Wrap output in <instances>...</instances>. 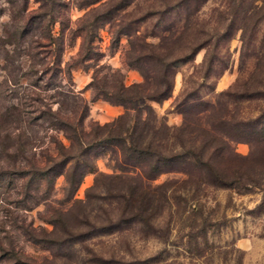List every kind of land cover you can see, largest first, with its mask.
Instances as JSON below:
<instances>
[{
    "label": "rangeland",
    "instance_id": "1",
    "mask_svg": "<svg viewBox=\"0 0 264 264\" xmlns=\"http://www.w3.org/2000/svg\"><path fill=\"white\" fill-rule=\"evenodd\" d=\"M139 83L170 91L134 108L113 101ZM126 110L152 156L125 160L109 144L89 150L93 170L75 188L64 173L28 180L32 165L85 158L59 119L85 113L88 142ZM259 122L264 0H0V264H264ZM175 152L187 157L173 163ZM200 157L243 181L215 185Z\"/></svg>",
    "mask_w": 264,
    "mask_h": 264
},
{
    "label": "trees",
    "instance_id": "2",
    "mask_svg": "<svg viewBox=\"0 0 264 264\" xmlns=\"http://www.w3.org/2000/svg\"><path fill=\"white\" fill-rule=\"evenodd\" d=\"M124 3L126 2H122V4L120 3L119 5H123ZM27 32H28L27 25H18L14 27L13 34L17 33L19 37H23ZM183 59H186V58L173 59V63L175 61H180ZM165 64H167V62L166 63L164 62L163 65ZM140 86H143V85L139 83V84H134L131 86H126V87L121 86V90L117 94L118 97L115 98L113 101L115 103L122 104L126 108L128 107L134 108L136 105L144 103L146 99H152V100L159 101L165 98L166 96H168L169 91H170L169 84H166L164 88L155 89L153 90V92L145 91V87L140 88ZM129 90H131V92ZM105 93H104L105 97L108 98L109 97L107 96L108 94H105ZM9 111L10 110L5 108L4 112H6L5 114L6 117H8L9 115H12L11 113L13 112H9ZM84 114L85 113L80 114L77 121L74 123H71L70 121L69 122L65 121L63 119H59V121L57 122L61 127L69 129L70 133L68 137L71 139V141L75 140L78 143V146L80 148L79 155L85 156V158L81 159L82 162H79L76 159L75 155H71L69 153L66 156L64 155L60 159L52 160L51 164L49 165H45V166L32 165L28 171L29 173L28 180H33V179L42 178V177L50 178L51 176L53 177L60 173H64L67 185L70 188H75L80 183L83 175L86 172L93 170V167H94L93 163L89 159V157H87L89 150L94 149L99 146H106L109 144L118 145L121 148L123 159L128 160V158L129 159L134 158L135 159L134 161L137 163H141L142 161H144V159L149 158L150 156L153 155V151L148 146H142L138 140V137L135 138L134 128L132 127L130 130L129 126L127 125L125 126V121L129 118V112L127 110L119 114L117 118L113 120L112 122H107L103 124V128L110 127V130L106 133L105 136L98 137V138L93 137L88 142H85L84 140L82 141V139L80 138V134L77 131V125L79 126L81 125ZM259 123L262 124V127L260 128L261 130L260 135H262L264 133V122H259ZM253 127L254 125L252 123L247 122L245 125H242V126H240L239 123L235 124L234 129H236L235 133H237L236 135H238L239 133L241 134V133H246V132H252ZM209 134L211 133L209 132ZM211 135H214V134H211ZM228 135L230 136V134ZM19 136H20L19 133L15 134V139L18 140ZM230 137L231 139L236 140L239 136H235V137L230 136ZM263 140H264V137H263ZM214 141L215 143H217V141H219L220 143H226L225 139L223 137L221 138V136L220 137L213 136V143ZM18 146L20 147V145ZM190 154L194 156V158L198 156L195 152H191ZM186 155L187 154H184V153L180 154V153L175 152L173 153V157L171 158V160L174 163L176 161L182 160L183 157H187ZM72 159H73V163L71 165L69 164L66 167L67 162ZM160 159H161L160 156L156 158L155 160L156 163H154V165L152 166L153 167L152 169L154 170H153V173L150 174L151 177H153L156 173H159L160 171H162V168L159 166L160 163L164 165L167 163L166 160H168L167 158H165V161L163 160V158L162 160ZM198 159H199L198 161L199 164L201 163V166H205V170H207V172H209L210 175L212 176L211 182L214 183L215 185L234 186L236 185V183L238 184L239 182L243 181L241 179L243 178L244 175H242L239 168H236L233 165L221 166L220 163L211 162L207 158L203 160L200 157ZM225 163H227L226 160H225ZM20 173L21 174L19 175L23 176L24 175L23 173H25V171L20 172ZM247 181L248 183L251 182L249 180ZM129 194H130L129 198H133L134 200L137 199L136 197H134L136 195H138L137 197L139 201L144 199V196L142 194L133 195V192L131 191L129 192ZM64 230L67 231V235H68L66 239L67 241H74L73 239L81 237V236H77L74 233L70 232L67 228H64ZM80 235L83 236V234H80ZM32 237L33 235H31V238Z\"/></svg>",
    "mask_w": 264,
    "mask_h": 264
}]
</instances>
